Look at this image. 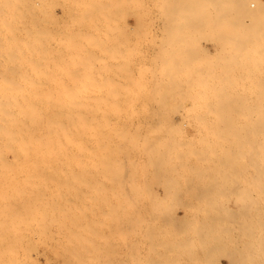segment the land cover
<instances>
[{
  "label": "rangeland",
  "instance_id": "obj_1",
  "mask_svg": "<svg viewBox=\"0 0 264 264\" xmlns=\"http://www.w3.org/2000/svg\"><path fill=\"white\" fill-rule=\"evenodd\" d=\"M41 1L0 0V264H264V0Z\"/></svg>",
  "mask_w": 264,
  "mask_h": 264
},
{
  "label": "bare ground",
  "instance_id": "obj_2",
  "mask_svg": "<svg viewBox=\"0 0 264 264\" xmlns=\"http://www.w3.org/2000/svg\"><path fill=\"white\" fill-rule=\"evenodd\" d=\"M23 1H24V0H23ZM42 1H43V0H42ZM42 1H41L40 3H42ZM247 1H248V0H245L244 2H246V4L249 5V2L247 3ZM250 1L253 2V0H250ZM242 2H243V1H242ZM244 2H243V3H244ZM25 3H26V2H25ZM174 3H175V2H174ZM43 4H44V2H43ZM175 4H176V3H175ZM246 4H245V6H246ZM258 4H260V5L262 6L263 1H262V0H259V1H258ZM39 5H40V4H39ZM45 5H46V4H44V6H45ZM253 6H254V4L251 3V4H250V9H251L252 12L250 11V9H248L249 7H248V8L246 7L249 11H247V12H245V13L251 12V13H250L251 16H252V14H254L255 12L257 13L258 10H252V9H254ZM23 7H24V6H23ZM39 7H40V6H39ZM36 8H37V7H36ZM43 8H44V7H43ZM39 9H40V8H39ZM41 9H42V8H41ZM44 9H45V8H44ZM33 10H34V9H33ZM24 11H25V10H24ZM40 11H41V10H40ZM44 11H45V10H44ZM178 11H179V9H178ZM178 11H177V12H178ZM234 11H235V10H234ZM28 12H29V11H28ZM46 12H47V11H46ZM177 12H176V13H177ZM221 12H222V11H221ZM224 12H225V11H224ZM230 12H231V11H230ZM232 12H233V11H232ZM235 12H236V11H235ZM258 12H259V11H258ZM174 13H175V12H174ZM226 13H227V12H226ZM237 13H238V11H237ZM242 13H244V11H243ZM27 14H29V13H27ZM219 14H220V13H219ZM221 14H222V13H221ZM250 14H248V15L250 16ZM0 15H1V13H0ZM31 15H32V14H31ZM42 15H44V12H43ZM225 15H226V14H225ZM245 15H246V14H245ZM29 16H30V14H29ZM243 16H244V15H243ZM39 17H40V16H39ZM44 17H45V16H44ZM50 17H52V16H50ZM179 17H180V16H179ZM179 17H178V18H179ZM220 17H221V16H220ZM176 18H177V17H176ZM178 18H177V19H178ZM221 18H222V17H221ZM253 18H255V17H253ZM253 18H252V19H253ZM41 19H42V18H41ZM41 19H37V20H41ZM46 19H49V18H46ZM180 19H181V18H180ZM216 19H217V18H216ZM51 20H52V18H51ZM42 21H43V19H42L40 22H42ZM44 21H45V19H44ZM180 21H181V20H180ZM252 22H253V21H252ZM45 23H46V22H45ZM125 27H126V26H125ZM81 29H82V28H81ZM91 29H93V28H91ZM82 30H83V29H82ZM93 30H95V29H93ZM97 30H98V29H97ZM76 31H77V30H76ZM89 31H90V30H89ZM99 31H100V30H99ZM78 32H79V31H78ZM81 32H82V31H81ZM87 33H88V32H87ZM94 33H95V32H94ZM80 34H81V33H80ZM82 34H83V33H82ZM84 35H85V34H84ZM89 35H91V34H89ZM248 35H249V34H248ZM91 36H92V35H91ZM242 36H243V35H242ZM213 37H214V36H213ZM245 37H246V35H245ZM252 37L255 38L254 36H252ZM248 38H249V37H248ZM248 38H247V39H248ZM213 39H214V38H213ZM213 39H212V40H213ZM212 40H211V41H212ZM260 40H261V39H260ZM247 41H248V40H247ZM247 41H246V42H247ZM249 42H250V41H249ZM249 42H248V43H249ZM262 42H263V41H262ZM262 42H261V43H262ZM184 43H185V42H184ZM184 43H183V44H184ZM214 43H215V42H214ZM226 43H227V42H226ZM248 43H247V44H248ZM250 43H251V42H250ZM250 43H249V45H250ZM121 44H122V43H121ZM125 44H126V43H125ZM224 44H225V43H224ZM224 44H223V45H224ZM228 44H231V43H228ZM233 44H235V43H233ZM237 44H238V43H237ZM239 44H241V43H239ZM242 44H245V43L242 42ZM217 45H218V44H217ZM252 45H253V43H252ZM256 45H257V43H256ZM181 46H182V45H181ZM218 46H219V45H218ZM254 46H255V45H254ZM258 46H259V45H258ZM157 48H158V47H157ZM192 48H193V47H192ZM223 48H224V47H222V49H223ZM262 48H263V46H262ZM123 49H124V48H123ZM118 51H119V49H118ZM127 52H128V51H127ZM257 52H258V51H257ZM262 52H263V51H262ZM118 53H119V52H118ZM240 53H241V52H240ZM246 54H248V53H246ZM246 54H245V55H246ZM256 54H258V53H256ZM263 54H264V53H263ZM120 55H122V54L120 53ZM243 55H244V54L242 53V56H243ZM251 55H252V54H251ZM240 56H241V55H240ZM120 57H121V56H120ZM120 57H119V58H120ZM243 57H244V56H243ZM246 57H247V56H246ZM250 57H251V56H248V58H250ZM24 58H25V57H24ZM31 58H32V57H31ZM33 58H34V57H33ZM37 58H38V57H37ZM251 58L253 59V57H251ZM41 59H42V58H41ZM117 59H118V58H117ZM123 59H124V58H123ZM242 59H243V58H242ZM244 59H245V58H244ZM24 60L27 61V58L24 59ZM110 60H111V59H110ZM110 60H109V61H110ZM114 60H115V59H114ZM121 60H122V59H121ZM246 60H247V59H246ZM22 61H23V60H22ZM29 61H30V60H29ZM37 61H38V60H37ZM126 61H127V58H126ZM175 61H176V60H175ZM120 62H121V61H120ZM120 62H119V63H120ZM108 64H109V63H107V65H108ZM114 64H115V63H114ZM121 64H124V63H121ZM118 65H119V64H118ZM119 66L122 67L123 65H122V66L119 65ZM125 66H126V65H125ZM173 66H174V65H173ZM175 66H176V65H175ZM14 68H15V67H14ZM122 68H124V67H122ZM122 68H120V69H122ZM184 68H185V67H184ZM17 70H18V69H17ZM39 72H40V71H39ZM36 73H37V72H36ZM24 74H25V72H24ZM30 74H31V73H30ZM26 75H27V74H26ZM26 75H25V76H26ZM12 76H13V75H12ZM23 76H24V75H23ZM30 76H31V75H30ZM13 77H14V76H13ZM16 77H17V76H16ZM26 77H27V76H26ZM31 77H32V76H31ZM31 77H30V78H31ZM30 78H29V79H30ZM33 78H34V77H33ZM38 79H39V78H38ZM34 80H35V79H34ZM26 81H28V80L26 79ZM30 81H31V80H30ZM24 82H25V81H24ZM28 82H29V81H28ZM30 83H31V82H30ZM32 83H33V79H32ZM38 83H39V82H38ZM28 84H29V83H28ZM199 86H200V85H199ZM40 88H41V87H40ZM193 88H194V87H193ZM195 88H196V87H195ZM191 90H192V89H191ZM39 93H40V91H39ZM193 93H194V92H193ZM196 93H197V95H198V94H209V93H206V92H200V91H199V92H196ZM194 95H196V94H194ZM194 95H193V96L191 95V98L193 99V100H192L193 103H195V102H196V103H197V102H200V103L203 102V103H205L204 101L207 100V99L205 100L206 97L203 99L204 96H203V97H200L201 95H199L200 98H195V97H197V96H194ZM187 97H188V96H187ZM189 97H190V95H189ZM193 97H194L195 99H194ZM25 99H26V98H25ZM29 99H30V98H29ZM29 99H26V100H29ZM23 100H24V98H23ZM30 100H31V99H30ZM30 100H29V101H30ZM208 100H209V98H208ZM57 101H58V100H57ZM1 102H2V101H1ZM1 102H0V103H1ZM20 102H21V101H20ZM23 102H24V101H23ZM23 102H22V103H23ZM27 102H28V101H27ZM30 102H31V101H30ZM30 102H28V103H30ZM22 103H21V104H22ZM193 103H192V104H193ZM200 103H199V104H200ZM21 104H20L19 106H21ZM26 104H27V103H26ZM197 104H198V103H197ZM22 105H23V104H22ZM0 106H1V105H0ZM3 107H4V106H3ZM47 107H48V106H47ZM75 107H76V108H79V106H75ZM81 107L84 109V111H83V117H82L83 121L85 122L84 131H83L84 136H86V139H89V138H90L89 135L91 134V135H92L91 137H93L94 139H95V137H97V136H99V138H100V135L102 134V132H101L102 129L100 130L101 122L99 121L100 124H98V122L96 123V124L99 125V127L96 126V128H98L99 131L101 132V133H99V131H98L97 134H94V132H95V131L97 132L98 129H97V130H94V131L92 130L93 128H91V129H87V123H89L91 120H92V122H93V119H95V117H96V115H95L96 111H95L94 114L92 113V112H94V109H97V111L99 112L101 109L103 110V108H104L105 106L103 107V106H101V105H99V106H98V105H97V106H96V105H94V106H87V105H84V106H81ZM4 108H6V107H4ZM4 108H3V109H4ZM7 108L15 109V108H17V107H15V106H14V107H11V106L9 107V106H8ZM18 108L21 109L22 107H18ZM27 108H28V107H27ZM68 108H72V106L70 107V106H65V105H52V106L49 107V109H52V110H61V109H68ZM91 108H92V109L94 108L93 111L91 112V116H92V115H93V116L95 115L94 117L92 116L93 119H92V118H89ZM1 109H2V108H1ZM99 109H100V110H99ZM102 110H101V112H100L101 114H102ZM96 114L99 115V113H96ZM103 114H104V113H103ZM103 114H102V115H103ZM1 115H3V114H1ZM1 115H0V116H1ZM66 116H69V117H70V116H71V113H68ZM100 116H101V115H99V117H100ZM3 117H4V116H3ZM3 117H1V118H3ZM96 118H98V117H96ZM102 118H103V116H101V120H102ZM88 119H89V122H88ZM90 119H91V120H90ZM0 120H2V119H0ZM99 120H100V119H99ZM2 121H4V118H3ZM95 121H97V120H94V122H95ZM4 122H5V121H4ZM92 122H91V123H92ZM91 123H90V124H91ZM93 124H94V123H93ZM96 124H95V125H96ZM8 125H10V124H8ZM95 125H93V126H95ZM93 126H91V127H93ZM11 127H12V126H11ZM59 127H60V129H61L62 134L64 135V138H63L62 136L60 137L58 134L55 133V136H54V142H55L56 144H61V143H63L64 141H66V139H67V137H68V135H69V130H66L67 128H65L64 125H62V124L60 123V124H59ZM8 128H9V127H8ZM88 128H89V127H88ZM101 128H102V127H101ZM3 130H5L4 127H3V129H2L1 131H3ZM89 130L93 131V132H92L93 134H92V133H88ZM18 131H19V130H18ZM91 131H89V132H91ZM5 132H6V131H5ZM6 133H8V132H6ZM87 133H88L89 135H88ZM9 134H10V133H9ZM14 134H15V133H14ZM7 135H8V134H7ZM7 135H6V136H7ZM93 135H95V136H93ZM13 136H14V135H13ZM87 136H89V137L87 138ZM101 137H102V136H101ZM21 138H22V137H21ZM4 139H5V138H4ZM19 139H20V138H19ZM94 139H93V140H94ZM100 139H101V138H100ZM17 140H18V139H17ZM17 140H16V142H17ZM1 141H2V139H1ZM8 141H9V140H7V142H8ZM94 141H95V140H94ZM100 141H101V140H100ZM9 142H10V141H9ZM11 142H12V144H13L12 146H14V142H15V141L13 142V140H12ZM16 142H15V143H16ZM2 143H3V142H2ZM88 143H89V142H88ZM97 143H98V142H97ZM97 143H96V144H97ZM6 144H7V143H6ZM9 144H10V143H9ZM93 144H95V142H94ZM96 144H95V146H96ZM2 145H4V144H2ZM18 145H19V144H18ZM98 145H100V144H98ZM92 146H93V145H92ZM2 147H3V146H2ZM5 147H6V146H5ZM16 147H17V146H16ZM3 148H4V147H3ZM9 148H10V147H9ZM9 148L7 147V150H8ZM11 148H12V147H11ZM11 148H10V149H11ZM14 148H15V147H14ZM14 148H13V149H14ZM0 149H1V148H0ZM3 150H4V149H3ZM3 150H2V151H3ZM18 150H20V149H18ZM2 151H1V152H2ZM7 152H9V151H7ZM86 153H87V152H86ZM10 155H11L12 157L15 158V159H14V160H15L14 162H16V161L19 162V161H20V158H23V161L21 162V163H23V164H22V166H23V172H29V170L26 169V168H27V167H30V166H33V164H35L34 162L28 161V159H27V158H30L31 156L35 155V153H33V152H30V153H18V152H17V153H12V151H11V154H3V152H2V154H0L1 157H2V156H10ZM87 156H88V155H86L85 158H86ZM47 157H48V156H47ZM17 158H18V160H17ZM88 158H89V156H88ZM6 159H7V158H6ZM12 161H13V160H12ZM17 162H16V163H17ZM12 163H13V162H12ZM14 164H15V163H14ZM1 165H2V161L0 160V166H1ZM19 165H20V164H19ZM22 166H21V167H22ZM15 167H16V166H15ZM14 170H15V169H14ZM3 171H4V170H3ZM18 171H19V169H18ZM20 171H21V170H20ZM50 171H52V170H50ZM103 171H104V170H103ZM54 172H55V171H54ZM57 172H63V171H61V170L58 171V170H57ZM84 172H88V171H84ZM98 172H99V171H98ZM1 173H2V172H1ZM100 213H101V212H100ZM103 213H104V212H103ZM100 215H101V214H100ZM102 215H104V214H102ZM101 218H102V217H101ZM105 218H106V217H105ZM114 218H115V217H114ZM3 219H4V218H3ZM84 219H85V218H84ZM86 219H87V218H86ZM95 219H97V218H95ZM116 219H119V218H115V220H116ZM9 220H10V219H9ZM91 220H92V219H91ZM105 220H106V219H105ZM19 221H20V220H19ZM99 221H100V220H99ZM103 221H104V220H103ZM108 221H110V218H109ZM113 221H114V220H113ZM116 221H117V220H116ZM2 226H3V225H2ZM117 231H118V229H117Z\"/></svg>",
  "mask_w": 264,
  "mask_h": 264
}]
</instances>
